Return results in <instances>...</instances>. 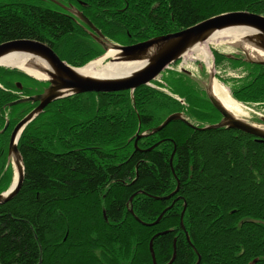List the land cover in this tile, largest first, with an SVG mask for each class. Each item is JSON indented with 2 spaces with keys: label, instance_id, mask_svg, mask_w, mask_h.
<instances>
[{
  "label": "trees",
  "instance_id": "1",
  "mask_svg": "<svg viewBox=\"0 0 264 264\" xmlns=\"http://www.w3.org/2000/svg\"><path fill=\"white\" fill-rule=\"evenodd\" d=\"M56 1L79 7L120 44L224 12L264 15V0ZM17 39L43 42L73 66L103 53L49 0H0V43ZM212 52L216 66L241 72L230 79L231 95L263 105L264 65ZM162 81L159 86L185 103L147 85L133 95L85 92L48 104L23 129L17 142L23 181L0 203V264H153L152 237L157 264L171 260L173 240L170 264L198 258L197 264H264V140L231 128L201 129L221 117L204 90L179 71L169 70ZM45 85L0 66V130L9 121L0 133V192L13 175L7 163L11 130L35 106L8 103ZM175 112L194 126L170 121L135 147L137 133Z\"/></svg>",
  "mask_w": 264,
  "mask_h": 264
},
{
  "label": "water",
  "instance_id": "2",
  "mask_svg": "<svg viewBox=\"0 0 264 264\" xmlns=\"http://www.w3.org/2000/svg\"><path fill=\"white\" fill-rule=\"evenodd\" d=\"M52 1L74 13L95 32V34H91L92 37L100 43L104 49V53L101 57L109 50H115V55L109 57V61L139 62L141 65L120 75L90 76L80 72L79 67L71 66L60 59L55 51L43 42L32 39H17L0 43V59L17 54L21 58L22 67L9 66L1 63L0 65L17 68L36 79L48 82V85L40 92L22 96L8 103L9 106L24 102L37 104L14 125L10 133L7 163L12 164L15 178L12 184L4 192L0 193V203L12 198L19 190L23 181L24 164L17 147L19 136L23 129L38 116L48 104L71 95L85 92L106 93L128 90L130 94L133 95L137 87L148 85V83L154 80L165 67L180 59L183 54L195 44L205 41L213 32L225 28H238L245 31L240 44L244 43L248 45L250 50L255 51V53L252 52V55H250V52L244 49L240 44H228L236 47L243 54L244 61L264 65V57L256 56V52L264 53V15L262 14L249 11L224 12L175 32L153 36L131 45H121L108 41L81 12L71 10L55 0ZM227 57H231V55L227 54ZM31 71L42 73L45 77L40 78L36 75H32L29 73ZM213 79L214 73L210 70L209 78L204 89L212 106L221 114V119L217 123L206 124L200 128H231L248 133L258 140H264V128L233 114L215 95L212 88ZM16 86L19 89L21 88L19 82L16 83ZM260 119L264 121V117H260ZM174 120H181L188 125L194 126L185 118L183 113H171L156 127L137 134L134 142L135 147L137 146V139L157 132L167 123ZM8 123L9 121L6 120L0 133L5 131L8 127ZM152 147H150V149ZM177 189L178 188H176L174 192H176ZM165 210L166 209H164L162 213ZM161 214L154 223L158 222ZM153 238L154 237L149 241V251L151 252L152 263L157 264L152 247ZM174 253L175 240H173V256L167 264L171 263ZM198 261L199 258L195 264H197Z\"/></svg>",
  "mask_w": 264,
  "mask_h": 264
},
{
  "label": "bare ground",
  "instance_id": "3",
  "mask_svg": "<svg viewBox=\"0 0 264 264\" xmlns=\"http://www.w3.org/2000/svg\"><path fill=\"white\" fill-rule=\"evenodd\" d=\"M245 31H242L238 28H225L222 30H217L213 32L209 38H207L205 41L195 44L193 47H191L188 51H186L183 54V58H196L201 59L206 68L210 70L213 69V65L210 63V51H209V44H218L220 42L226 41V43H234V44H240V41L244 35ZM244 49H247L250 52V55H252V52L255 53V51L250 50V47L246 44H240ZM116 53L115 50H109L103 57L95 59L87 64H85L82 67H79V71L83 74L90 75V76H107V75H120L127 73L141 65L139 62H122V61H106V59L109 57L114 56ZM255 55V54H254ZM256 56L264 57L263 52H256ZM0 63L4 65L9 66H19L22 67V61L19 55L13 54L12 56L9 55L5 58L0 59ZM32 75H36L37 77L44 78L45 75L42 73L37 72H29ZM216 80L213 79L212 88L215 93V95L222 101V103L230 109L224 102V100L218 95V93L221 91L220 88L217 89L215 87ZM218 86V85H217ZM225 95V94H224ZM232 111V110H230ZM233 112V111H232ZM236 114V113H235Z\"/></svg>",
  "mask_w": 264,
  "mask_h": 264
},
{
  "label": "rangeland",
  "instance_id": "4",
  "mask_svg": "<svg viewBox=\"0 0 264 264\" xmlns=\"http://www.w3.org/2000/svg\"><path fill=\"white\" fill-rule=\"evenodd\" d=\"M208 46H209V51H210V63L214 67V74L216 77V79H215L216 83L214 82L215 87H217V89L218 88L221 89V91L218 93V95L224 100V102L227 106L229 105L228 107L230 108V110H232L233 113H236L237 116L245 119L248 122L260 123L257 121H253V119H255V116L258 114L264 115V106L263 105H259V106L250 105V104L247 105V103H243L242 101L233 99V97L231 96L230 87L231 86L234 87L235 85L233 82L230 81V79L234 78V77H240L241 76L240 70L225 67L223 65L215 66V64H214V56H213L212 49H216L220 53L222 52V53H229V54L230 53H238L239 52L238 49L236 47L229 45L228 43H226V41L220 42L218 44L210 43ZM93 59L94 58L90 59L89 61L85 62L83 65L87 64L88 62H90ZM183 60H184L183 64H181V63L180 64L179 63L178 64H171V67H175L178 69L180 67H185L186 69H188L191 72V76L193 77L194 81H196L199 86L201 85L204 88L206 86L207 81H208V72H207L208 70H206L205 65L203 64V61L201 59L187 58V57H186V59L183 58ZM178 65L180 67H178ZM200 65L204 68V70H200V67H201ZM168 71L169 70L165 69V71L162 73V75L160 77L161 80L163 79V75H166V73ZM222 78L226 79V81H223ZM260 124H262V123H260ZM142 132H145V131H142ZM142 132H140V133H142ZM140 133H137V134H140ZM135 138H136V136H135ZM140 138H142V137H140ZM12 171H13V175H14V169L13 168H12ZM13 180H14V176H12L11 182Z\"/></svg>",
  "mask_w": 264,
  "mask_h": 264
},
{
  "label": "flooded vegetation",
  "instance_id": "5",
  "mask_svg": "<svg viewBox=\"0 0 264 264\" xmlns=\"http://www.w3.org/2000/svg\"><path fill=\"white\" fill-rule=\"evenodd\" d=\"M66 12V11H65ZM67 13V12H66ZM68 14V13H67ZM72 19H73V17H71ZM78 23V22H77ZM81 27H85V25H83V24H81V23H78ZM86 28L87 29H89L87 26H86ZM257 118H258V116H256ZM254 120V119H253ZM255 121H258L259 122V120H255Z\"/></svg>",
  "mask_w": 264,
  "mask_h": 264
}]
</instances>
